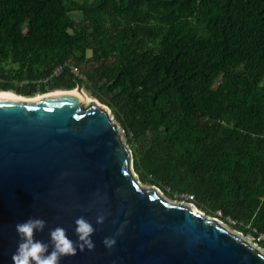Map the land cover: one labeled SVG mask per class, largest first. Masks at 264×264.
Here are the masks:
<instances>
[{"label":"trees","instance_id":"1","mask_svg":"<svg viewBox=\"0 0 264 264\" xmlns=\"http://www.w3.org/2000/svg\"><path fill=\"white\" fill-rule=\"evenodd\" d=\"M68 61L140 183L264 249V0H0V81L71 90L68 70L43 83Z\"/></svg>","mask_w":264,"mask_h":264},{"label":"water","instance_id":"2","mask_svg":"<svg viewBox=\"0 0 264 264\" xmlns=\"http://www.w3.org/2000/svg\"><path fill=\"white\" fill-rule=\"evenodd\" d=\"M159 193L135 178L119 129L95 103L0 96V264H12L17 223L44 220L35 238L50 245L57 227L76 241L80 217L94 246L77 244L59 264H264L251 242Z\"/></svg>","mask_w":264,"mask_h":264},{"label":"clouds","instance_id":"3","mask_svg":"<svg viewBox=\"0 0 264 264\" xmlns=\"http://www.w3.org/2000/svg\"><path fill=\"white\" fill-rule=\"evenodd\" d=\"M71 77L74 78V76ZM102 222L103 217L98 218L97 223ZM45 226L46 222L40 218H29L15 225L18 240L11 256L12 264H59L62 256L75 253L77 244L81 247L86 245L89 248L94 246L91 240L94 227L83 217L77 218L75 221L76 241L70 239L65 230L60 227L49 231L50 245L36 239L35 234L42 232ZM104 243L106 246H110L114 240L106 238Z\"/></svg>","mask_w":264,"mask_h":264},{"label":"rangeland","instance_id":"4","mask_svg":"<svg viewBox=\"0 0 264 264\" xmlns=\"http://www.w3.org/2000/svg\"><path fill=\"white\" fill-rule=\"evenodd\" d=\"M75 3H79V4H82L84 2H89L91 3L92 0H71ZM91 54L89 52L86 53V57H90ZM72 62V61H70ZM91 68L90 65H83V66H80V71L81 73H84L85 71L89 70ZM1 84H9L10 88L12 89V92H14L13 94H23V95H28L27 92H28V88H33V89H36V93L41 95V93H46L48 91H50L51 87H48L47 85H41L39 84L38 82H32L31 80H27V81H22V80H19L18 77L16 75H13L12 77H8L5 79V81H0ZM83 83V89L86 90V82H82ZM57 91V90H56ZM61 91V90H60ZM66 91V90H65ZM11 92V93H12ZM21 96V95H20ZM37 96V95H36ZM88 96V95H86ZM24 97V96H23ZM35 97V96H34ZM28 98V97H27ZM88 98L91 100L90 102H94L95 104L99 105V107L103 108L107 113H110L108 114L109 117L111 118V120L115 123V125L117 126V128L119 129L120 131V134L122 136V139H123V142L126 144V141H125V137H124V134L123 132L121 131L119 125L116 123V121L114 120L111 112L109 109H107V107L104 105V104H101L100 101L96 100V99H93L91 97L88 96ZM89 102V103H90ZM109 110V111H108ZM135 178H137V176H135ZM138 179V178H137ZM142 186L144 187H150V186H147V185H144L141 183ZM160 191V190H159ZM161 193V196L166 198V199H169L167 195H165L162 191H160ZM188 200H191L192 197H188ZM183 199V195H180L178 198L174 199V200H171V201H176L177 203H179L180 201H182ZM181 204H184V205H187V206H190L191 208L194 207V205L192 203H189L188 201H182ZM193 206V207H192ZM194 209V208H193ZM195 210V209H194ZM204 214V213H203ZM218 215H220V213L218 212L217 213ZM211 218V217H210ZM214 219V218H213ZM216 220L222 224L226 229H228L230 232L236 234V235H239L240 237L248 240L249 242H251L256 248H258L259 250H261L263 253H264V249L260 248L258 243L255 242V240L249 236V235H243L242 233H239V232H236V231H233L231 226H229L227 223L221 221L220 219L216 218ZM263 238L260 237L259 240H262Z\"/></svg>","mask_w":264,"mask_h":264},{"label":"bare ground","instance_id":"5","mask_svg":"<svg viewBox=\"0 0 264 264\" xmlns=\"http://www.w3.org/2000/svg\"><path fill=\"white\" fill-rule=\"evenodd\" d=\"M82 95L80 93L77 92L76 89L74 90H71V91H63V90H59V91H54V92H50V93H47V94H44V95H37L35 97H30V98H27V97H23V96H18V95H15L11 92H3V91H0V96H6V97H14V98H18L20 100H36V99H41V98H48V97H54V96H58V95H62V94H74L75 96H77L78 98H80L81 100L85 101V102H90L91 100L88 98V96L85 95L84 92H82ZM94 103V102H93ZM97 105V104H95ZM99 106V105H97ZM160 194V193H159ZM184 205V204H183ZM191 206V205H190ZM193 207V206H192ZM195 210L196 208L193 207ZM198 211V210H197Z\"/></svg>","mask_w":264,"mask_h":264},{"label":"built area","instance_id":"6","mask_svg":"<svg viewBox=\"0 0 264 264\" xmlns=\"http://www.w3.org/2000/svg\"><path fill=\"white\" fill-rule=\"evenodd\" d=\"M67 70H68V74L69 75L74 76V77H78L81 81H85L86 80V77L85 76H81L79 74L78 70L75 67L71 66L70 65V61H68V62L63 63L61 65H58L53 70L51 75L49 77H47V79H45L43 81V83L47 84L49 82V80L59 78L62 75V73L63 72L65 73ZM182 201H186V199L183 198ZM182 201H180L179 203H181Z\"/></svg>","mask_w":264,"mask_h":264},{"label":"flooded vegetation","instance_id":"7","mask_svg":"<svg viewBox=\"0 0 264 264\" xmlns=\"http://www.w3.org/2000/svg\"><path fill=\"white\" fill-rule=\"evenodd\" d=\"M67 77V76H66ZM68 79H67V81L65 82V83H67V84H70V83H73V87L75 86L76 87V85L74 84V81H73V78L72 77H67ZM85 82H87L86 80H85ZM82 83V82H81ZM87 85V84H86ZM81 90H84L83 89V83H82V88H81ZM86 91V90H85ZM88 94V93H87ZM88 96L89 97H91L89 94H88Z\"/></svg>","mask_w":264,"mask_h":264},{"label":"crops","instance_id":"8","mask_svg":"<svg viewBox=\"0 0 264 264\" xmlns=\"http://www.w3.org/2000/svg\"><path fill=\"white\" fill-rule=\"evenodd\" d=\"M82 92L85 93V95H88L87 92L85 90H81ZM39 95V94H38ZM44 95V94H43ZM92 98V97H91Z\"/></svg>","mask_w":264,"mask_h":264}]
</instances>
